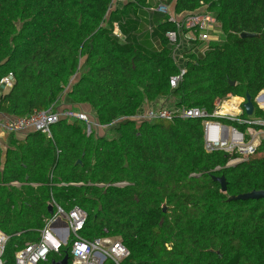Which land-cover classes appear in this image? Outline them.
<instances>
[{
  "label": "trees",
  "instance_id": "1",
  "mask_svg": "<svg viewBox=\"0 0 264 264\" xmlns=\"http://www.w3.org/2000/svg\"><path fill=\"white\" fill-rule=\"evenodd\" d=\"M173 2L0 0V78L13 74L0 113L58 110L65 96L89 104L106 127L88 133L85 121L62 118L51 137L13 132L0 145L3 264L40 239L55 204L85 211L83 238L120 240L129 251L122 264H264V199L235 198L264 190V143L228 165L229 154L205 149L201 118H135L162 99L209 112L227 95L254 100L264 90V0H176L177 14L207 5L222 30L218 41H193L204 54L185 51L176 87L171 77L181 68L166 37L175 23L157 10L148 21L140 15ZM221 175L226 191L214 180ZM66 253L72 264L71 240L39 264Z\"/></svg>",
  "mask_w": 264,
  "mask_h": 264
},
{
  "label": "built area",
  "instance_id": "2",
  "mask_svg": "<svg viewBox=\"0 0 264 264\" xmlns=\"http://www.w3.org/2000/svg\"><path fill=\"white\" fill-rule=\"evenodd\" d=\"M114 1L124 3L126 0ZM157 9L168 14L169 20L175 23V28L166 33L174 51L181 45L182 39L189 43L193 41L209 43L221 38V24L208 11L205 4L195 11L178 15H171L168 6L164 4H160ZM195 48L197 47L194 46L193 49ZM204 49L199 47L203 54ZM185 72V67L181 68L178 75L171 77L172 87L178 85ZM12 85L13 74L11 72L0 78V92L9 89ZM227 96L231 98L216 99L211 112L205 108L158 106L149 107L145 114L135 116V118L147 120L164 118L169 121L177 117L201 118L205 149L208 152L220 150L229 154L231 159L227 164L232 165L255 154L264 143V116L256 114V109L264 111V90L260 91L253 100L254 111L251 115L245 113V97ZM227 102L232 103V108H224ZM62 118L69 121L75 118L85 121L88 133H91L93 125L97 124L90 121L86 112L59 107L58 110L50 108L23 117L0 113V131L23 133L35 130L51 137L52 126ZM55 207L56 212L46 220L40 239L37 242L26 244L18 251L15 264H39L46 260L50 252H59L69 240H71L72 264H104L107 259L114 264H122L129 255L128 249L118 239L103 237L87 240L83 238L82 231L86 224L87 214L80 207L75 206L70 211H65L56 204ZM7 239L8 237L0 231V264H3L2 256Z\"/></svg>",
  "mask_w": 264,
  "mask_h": 264
},
{
  "label": "crops",
  "instance_id": "3",
  "mask_svg": "<svg viewBox=\"0 0 264 264\" xmlns=\"http://www.w3.org/2000/svg\"><path fill=\"white\" fill-rule=\"evenodd\" d=\"M175 1L168 6V9L171 13V15H178L176 12H175ZM159 6V5H158ZM158 6H155V7H146L144 10H142V12H140V15L142 17V19L144 21H148L149 20V11H153V10H157L159 11L157 8ZM160 13H162L161 11H159ZM150 29V27H149ZM115 32L116 33H120V30L118 28V26L116 25L115 26ZM222 35H220L221 37ZM194 47V43H189L187 42L185 39H182V42H181V45L176 49V51H174V57L175 59L177 60V62L179 63L180 65V68H184L185 67V63L187 62L188 58L186 57L185 55V51H189L191 50L192 48ZM190 52V51H189ZM193 52H196L198 55L202 56L203 55V52H200L199 48H195L193 50ZM78 78V76H77ZM76 79H72V82H75ZM5 91V90H4ZM4 91H1L0 94H2ZM164 103H166V99H162L160 101H157L156 103H153V104H150V103H146L137 113L136 116H139V115H142V114H145L147 109L149 107H158L160 105H163ZM62 105H64L66 108H73L74 110H77V111H82V112H86V113H89L91 115V107L89 104H74L70 101H65V96L63 97L62 99ZM99 133V132H97ZM11 133H5V132H1L0 131V145L1 147L5 150L6 149V146H7V142H8V138H9V135ZM24 134L25 132L23 133H15V135L19 138H22L24 137ZM102 134V133H101ZM105 264V262H104Z\"/></svg>",
  "mask_w": 264,
  "mask_h": 264
},
{
  "label": "water",
  "instance_id": "4",
  "mask_svg": "<svg viewBox=\"0 0 264 264\" xmlns=\"http://www.w3.org/2000/svg\"><path fill=\"white\" fill-rule=\"evenodd\" d=\"M242 37H258L259 35L256 33H245L243 32L241 34ZM231 84H234V82H231ZM245 103H244V109H245V113L248 115H251L254 111V102L253 99L251 97V95L249 93L246 94L245 96ZM80 162V161H78ZM214 180L218 181L221 184V188L222 191H226L227 190V183H226V179L224 175L221 176H214ZM236 199H260L263 198L264 199V190H254L248 193H244V194H240L238 196L235 197ZM50 210H52V206L49 207ZM165 209V208H164ZM69 254H65V256L56 262H53L52 264H69Z\"/></svg>",
  "mask_w": 264,
  "mask_h": 264
},
{
  "label": "rangeland",
  "instance_id": "5",
  "mask_svg": "<svg viewBox=\"0 0 264 264\" xmlns=\"http://www.w3.org/2000/svg\"><path fill=\"white\" fill-rule=\"evenodd\" d=\"M188 51V50H187ZM77 78V76L76 77H74V79H76ZM233 96V95H232ZM231 98V96H226V98L227 99H229V98ZM235 97H241V96H235ZM68 101V99L65 97V101ZM60 107H63V108H65V106L64 105H61ZM75 111H77V110H75ZM89 116V119H90V121H92L93 123H97L96 125H93V127H92V130H95V131H97V132H99V133H104V131L106 130V127H103V126H101L99 123H98V121L94 118V116L93 115H88ZM92 123V124H93Z\"/></svg>",
  "mask_w": 264,
  "mask_h": 264
},
{
  "label": "bare ground",
  "instance_id": "6",
  "mask_svg": "<svg viewBox=\"0 0 264 264\" xmlns=\"http://www.w3.org/2000/svg\"><path fill=\"white\" fill-rule=\"evenodd\" d=\"M224 108H226V109H230V108H232V103L227 102V103L224 105Z\"/></svg>",
  "mask_w": 264,
  "mask_h": 264
}]
</instances>
